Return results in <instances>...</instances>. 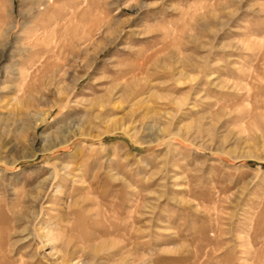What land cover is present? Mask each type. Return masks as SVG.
Here are the masks:
<instances>
[{
	"label": "rangeland",
	"instance_id": "374dc122",
	"mask_svg": "<svg viewBox=\"0 0 264 264\" xmlns=\"http://www.w3.org/2000/svg\"><path fill=\"white\" fill-rule=\"evenodd\" d=\"M0 264H264V0H0Z\"/></svg>",
	"mask_w": 264,
	"mask_h": 264
},
{
	"label": "bare ground",
	"instance_id": "6f19581e",
	"mask_svg": "<svg viewBox=\"0 0 264 264\" xmlns=\"http://www.w3.org/2000/svg\"><path fill=\"white\" fill-rule=\"evenodd\" d=\"M42 122H44V120H43ZM42 122H41V123H42ZM51 148H52V147H51ZM53 148H54V146H53Z\"/></svg>",
	"mask_w": 264,
	"mask_h": 264
}]
</instances>
